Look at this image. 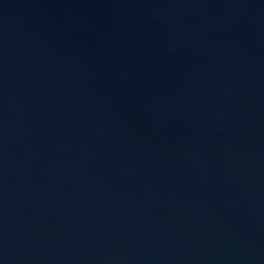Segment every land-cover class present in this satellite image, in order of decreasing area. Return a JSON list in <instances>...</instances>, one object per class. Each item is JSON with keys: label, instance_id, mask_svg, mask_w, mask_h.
I'll use <instances>...</instances> for the list:
<instances>
[{"label": "water", "instance_id": "95a60500", "mask_svg": "<svg viewBox=\"0 0 264 264\" xmlns=\"http://www.w3.org/2000/svg\"><path fill=\"white\" fill-rule=\"evenodd\" d=\"M0 264H264V0H0Z\"/></svg>", "mask_w": 264, "mask_h": 264}]
</instances>
